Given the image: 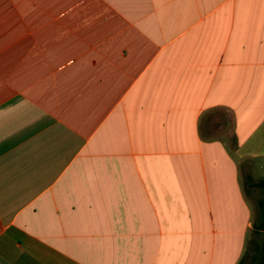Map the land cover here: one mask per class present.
Masks as SVG:
<instances>
[{"label": "crops", "instance_id": "crops-1", "mask_svg": "<svg viewBox=\"0 0 264 264\" xmlns=\"http://www.w3.org/2000/svg\"><path fill=\"white\" fill-rule=\"evenodd\" d=\"M262 179L264 0H0V264H241Z\"/></svg>", "mask_w": 264, "mask_h": 264}, {"label": "trees", "instance_id": "trees-1", "mask_svg": "<svg viewBox=\"0 0 264 264\" xmlns=\"http://www.w3.org/2000/svg\"><path fill=\"white\" fill-rule=\"evenodd\" d=\"M253 183L256 186L264 188V179L259 180L258 182H253ZM257 206H258L257 207L258 211H257V222L255 224V230L256 232H259V231H264V199L259 200ZM258 250L260 251L257 252V254H255L254 259L255 260L261 259V262L259 264H264V246L259 247ZM248 254H249V251H247L243 259L241 260V264H245Z\"/></svg>", "mask_w": 264, "mask_h": 264}, {"label": "rangeland", "instance_id": "rangeland-1", "mask_svg": "<svg viewBox=\"0 0 264 264\" xmlns=\"http://www.w3.org/2000/svg\"><path fill=\"white\" fill-rule=\"evenodd\" d=\"M254 176L253 177H256V178H258V179H260V178H262L263 176H261L262 175V173H263V171L259 168V167H257L255 170H254ZM243 183L245 184V186L247 187V189H249V186H251V184H252V182H251V180H250V178H249V176H247V175H244L243 176ZM264 193V192H263ZM264 195V194H263ZM257 199H264V197H261V198H257ZM258 201L259 200H257V204H258ZM258 206L256 205V208H257ZM258 211V210H257ZM247 251H249V254L247 255V261H246V263L247 264H255L254 262H253V260L251 259V257H253V256H255V254H257V252H259L260 250H257V251H255L254 250V244L252 243V242H250L249 243V247H248V249H247Z\"/></svg>", "mask_w": 264, "mask_h": 264}]
</instances>
